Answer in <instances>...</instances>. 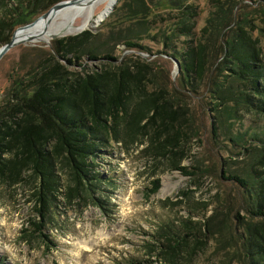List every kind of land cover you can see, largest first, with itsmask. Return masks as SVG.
<instances>
[{
  "label": "rangeland",
  "instance_id": "obj_1",
  "mask_svg": "<svg viewBox=\"0 0 264 264\" xmlns=\"http://www.w3.org/2000/svg\"><path fill=\"white\" fill-rule=\"evenodd\" d=\"M168 1L119 0L103 23L47 43L21 44L0 61L1 105L13 81L27 78L53 52L55 41L89 32L84 56L92 51L99 58L110 55L117 64L148 65V77L154 81L148 89L166 91L169 109L164 122L156 119L158 125L152 127L150 118L145 119L143 130L124 138L126 142L111 144L95 159L91 175L98 177L91 190L84 187L69 197V175L59 173L57 207L49 209L53 219L45 223L44 236L31 224L36 217L35 184L24 176L18 184L0 186V264H248L247 230L256 220L249 214L251 202L244 191L225 180L223 173L246 176L264 156V145L255 149L256 154L240 155L244 146L255 145L251 137H264V112L255 96L251 108L247 102L232 103L218 114L211 108L218 102L214 99L218 86L235 93L243 90L226 77L227 41L244 33L257 56L253 64L264 68V1L186 0L185 6L194 11L193 34L181 36L176 46L194 41L208 60L205 77L194 92L182 87L180 62L163 54L172 53L165 49L162 36L169 33L147 30L148 22L157 16L158 21L164 19L163 29L175 23L168 21L179 15L178 10ZM132 39L147 51L128 49L126 42ZM84 62L89 63L87 56ZM214 124L221 127L217 136ZM164 127L169 131L162 134V141L168 134L181 136L176 155L158 150L157 131ZM157 180L161 188L154 194ZM187 232L193 235L188 239L190 248L171 252L169 243ZM82 243L92 245V251L84 250Z\"/></svg>",
  "mask_w": 264,
  "mask_h": 264
},
{
  "label": "trees",
  "instance_id": "obj_2",
  "mask_svg": "<svg viewBox=\"0 0 264 264\" xmlns=\"http://www.w3.org/2000/svg\"><path fill=\"white\" fill-rule=\"evenodd\" d=\"M63 1L0 0V48L10 43L16 29L30 24L36 16ZM185 2L168 1L179 14L168 21L176 20L168 30L161 27L164 19L158 21V16L148 22L147 30L169 33L162 36L165 49L172 53L163 54L180 62L182 87L194 92L205 77L208 60L202 48L194 47V41H181V47L176 46L181 36L193 34L190 20L194 11L185 6ZM238 28L243 31V27ZM237 36L226 43L224 63L230 65L226 77L237 82L243 90L235 93L218 86L214 93L217 97H212L218 100L211 108L215 114L232 103L243 106L247 102L251 108L252 96L258 97V108L264 112V68L253 64L257 56L253 46L247 44V36L244 33ZM90 41L89 32L55 41L53 52L40 60L27 78L13 81L0 105V186L18 184L24 176L35 184L36 217L31 224L42 236L45 223L53 219L49 209L57 207L61 171L69 175V197L84 187L91 190L92 181L98 177L91 175L95 159L111 144L126 142L124 138L143 130L141 124L145 119L150 118L155 127L158 125L156 119L164 122L168 115L166 91L150 92L148 89V84L154 82L148 77L151 73L148 65L117 64L110 55L99 58L92 51H87L85 56L95 65L85 63L82 49ZM126 46L130 50L147 51L133 39L127 41ZM152 112L155 115L150 117ZM220 128L214 124V136ZM168 131L167 127L158 128V150L164 155H176L174 150L180 148L181 136L179 132L168 134L162 141L163 133ZM251 140L255 145L244 146L240 155L256 154L255 149L264 145L263 136L254 135ZM231 142L237 143L234 139ZM175 170L186 173L180 166H175ZM247 173L246 176L223 173V178L240 186L251 202L249 214L256 224L247 230L248 264H264V156ZM160 188L161 180H157L151 192L155 194ZM185 227L187 229L188 225ZM192 237L187 232L168 247L173 253L179 248H190L188 239Z\"/></svg>",
  "mask_w": 264,
  "mask_h": 264
},
{
  "label": "bare ground",
  "instance_id": "obj_3",
  "mask_svg": "<svg viewBox=\"0 0 264 264\" xmlns=\"http://www.w3.org/2000/svg\"><path fill=\"white\" fill-rule=\"evenodd\" d=\"M114 1L85 0L80 4L66 6L19 31L16 39L26 40L32 37L36 43H47L54 37L78 34L105 18V13L109 11ZM102 7L105 9L100 11ZM82 244L84 250L92 251V245Z\"/></svg>",
  "mask_w": 264,
  "mask_h": 264
},
{
  "label": "water",
  "instance_id": "obj_4",
  "mask_svg": "<svg viewBox=\"0 0 264 264\" xmlns=\"http://www.w3.org/2000/svg\"><path fill=\"white\" fill-rule=\"evenodd\" d=\"M83 1H85V0H69V1L61 2V3L57 4V5H55L54 7H52V8H51L46 14L42 15L39 19H45V18H47V17L49 16L50 13L57 12V11H59V10L65 8L66 6H71V5H75V4H80V3H82ZM118 1H119V0H115V1L113 2V4H112L111 8L109 9V11L105 13V18L99 20V22H98L99 24H100V23H103V22H104V21H105V20H106V19H107L112 13H113V11H114V9H115V7H116ZM39 19H37L36 21H38ZM36 21H35V22H36ZM35 22H33V23H35ZM33 23H32V24H33ZM32 24H29V25H27V26H23V27H20L19 29H17V31L13 34L10 43H8L7 45H5V46H3L2 48H0V61H1V60L4 58V56H5L8 52H10L13 48H15V47H17V46H19V45H21V44H25V43H29V42H34L35 39L32 38V37H30V38H28V39H26V40H17V39H16V34H17L19 31L25 29L26 27H28V26H30V25H32ZM55 38H56V37H54L53 39H55Z\"/></svg>",
  "mask_w": 264,
  "mask_h": 264
}]
</instances>
